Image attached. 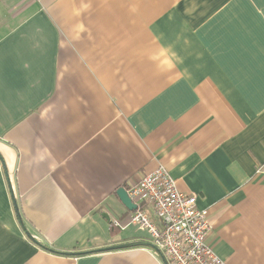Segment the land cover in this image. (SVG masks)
Wrapping results in <instances>:
<instances>
[{"label":"crops","instance_id":"obj_1","mask_svg":"<svg viewBox=\"0 0 264 264\" xmlns=\"http://www.w3.org/2000/svg\"><path fill=\"white\" fill-rule=\"evenodd\" d=\"M161 164L264 264V0H0V264H167L102 249L151 242L117 190Z\"/></svg>","mask_w":264,"mask_h":264},{"label":"built area","instance_id":"obj_2","mask_svg":"<svg viewBox=\"0 0 264 264\" xmlns=\"http://www.w3.org/2000/svg\"><path fill=\"white\" fill-rule=\"evenodd\" d=\"M176 180L164 165L127 187L128 196L138 205L129 221L147 231L151 242L164 255L167 264H227L207 244L212 224L208 211L197 206V195L177 188ZM153 208L159 223L147 208ZM115 225L127 224L115 218Z\"/></svg>","mask_w":264,"mask_h":264},{"label":"water","instance_id":"obj_3","mask_svg":"<svg viewBox=\"0 0 264 264\" xmlns=\"http://www.w3.org/2000/svg\"><path fill=\"white\" fill-rule=\"evenodd\" d=\"M118 197L122 201V203L126 206V209L129 211H134L138 207V205L128 196L127 188L121 187L117 190ZM17 208V207H16ZM19 210L17 208V214L19 218L21 219V214H19ZM27 234L31 237V239H34L33 235L27 230ZM135 246H148L152 247L155 250L159 249L154 246L153 243L148 242V241H133V242H128V243H123V244H118V245H113V246H108L105 248H102L103 250H112V249H121V248H128V247H135Z\"/></svg>","mask_w":264,"mask_h":264},{"label":"trees","instance_id":"obj_4","mask_svg":"<svg viewBox=\"0 0 264 264\" xmlns=\"http://www.w3.org/2000/svg\"><path fill=\"white\" fill-rule=\"evenodd\" d=\"M164 256V255H163Z\"/></svg>","mask_w":264,"mask_h":264}]
</instances>
